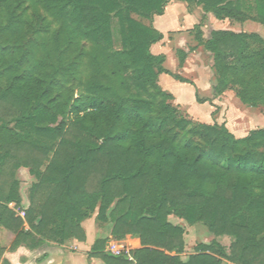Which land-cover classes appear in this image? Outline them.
Returning <instances> with one entry per match:
<instances>
[{"label":"trees","instance_id":"obj_1","mask_svg":"<svg viewBox=\"0 0 264 264\" xmlns=\"http://www.w3.org/2000/svg\"><path fill=\"white\" fill-rule=\"evenodd\" d=\"M28 1L61 24L56 39L67 53L79 48L66 67L49 63L45 51L37 57L35 41L18 44L27 29L23 1L0 0V19L8 16L0 29V226L14 232L12 247L82 242L81 223L96 212L98 223L112 225V240L140 244L116 257L96 240L88 255L103 264H264V129L237 139L225 125L195 124L171 104L158 77L189 82L150 51L163 39L153 18L170 0ZM177 1L200 6L202 20L211 14L264 28V0ZM113 17L120 50L112 47ZM201 28L193 27V38L212 58L214 94L230 90L243 105L264 109V39L216 30L203 40ZM176 55L182 64L185 54ZM82 58L92 74L71 98L65 86ZM20 167L36 179L25 211L14 179ZM170 216L231 238L229 252L212 241L182 262L184 230Z\"/></svg>","mask_w":264,"mask_h":264},{"label":"crops","instance_id":"obj_2","mask_svg":"<svg viewBox=\"0 0 264 264\" xmlns=\"http://www.w3.org/2000/svg\"><path fill=\"white\" fill-rule=\"evenodd\" d=\"M180 10L182 19L177 20V11ZM170 13H173L172 20L167 19ZM203 15L200 6H188L184 2L170 0L165 6L164 13L161 16H154L152 25L163 35V39L151 46V53L163 55L165 57L164 68L170 74L177 75L189 82L181 83L170 75L161 74L158 77V85L172 96L171 104L182 114L192 119L193 122L205 125L223 124L235 138H244L250 131L264 129V126H260L257 121H253L251 118L248 120L247 116L242 114L240 110L249 107L243 105L235 97L233 91L228 90L218 96L214 94L215 75L212 69V58L192 37V29L202 21ZM206 16L210 25H213L212 22L216 19L211 14ZM216 30L211 26L210 31L206 33V28H201L203 40H206L209 34ZM220 30L239 33L225 28ZM191 38L195 42L192 48L188 46ZM177 51H182L185 54L182 64L177 58ZM236 104L240 105L236 106ZM243 112L245 113V111ZM237 113L242 120L239 121L238 125H234L233 120ZM14 179L18 183L20 206L25 211L29 207L30 188L36 179L24 167H20L15 172ZM9 207L12 208V206ZM107 224L110 223H96L93 219L87 218L81 223L85 233L84 241L72 239L63 244L44 241L35 248H30L24 243L13 248L12 245L16 238L14 232L0 226V264H103L100 259L89 257L88 254L99 232L102 231V227ZM21 230L28 232V224L24 222ZM108 238L110 239L111 236L108 235ZM119 243L125 246L130 245V250L140 247L138 238L129 236Z\"/></svg>","mask_w":264,"mask_h":264},{"label":"rangeland","instance_id":"obj_3","mask_svg":"<svg viewBox=\"0 0 264 264\" xmlns=\"http://www.w3.org/2000/svg\"><path fill=\"white\" fill-rule=\"evenodd\" d=\"M20 1H23L22 8L25 9V12L24 15L22 14V16H24L26 23L25 27L27 29L24 31L23 33L24 36L20 38V43L18 42V44L21 46V45H25L26 41L29 40L31 42L35 41L37 43V50H36L38 54L37 57H39L41 51H45V53L47 52V54H45V57L47 58V61H49V63H51L52 65L53 64L56 66L61 65L62 67H66L67 65L69 66L70 60H72V58L76 56L79 47H77V50H72V51L70 50L71 52L68 51L67 53L65 45L61 43L62 40L56 39V31L61 24L59 22L54 21V18L51 17V15L47 12V10L44 9L41 3L34 2L32 4L28 0H16L17 3ZM190 6H193V4ZM177 12H178L177 20H181L182 19L181 10ZM16 13L18 15L21 14V10H16ZM4 16L5 14L3 13L0 19V29L1 27L5 26L8 19V16L7 17ZM167 19L172 20L173 13H170L167 16ZM200 23H202V28H206V33H208L210 31V27L213 26V28L217 30L218 29L220 30L221 28H225L236 32L256 33L261 38L264 39V28L256 22L245 21L243 23H238L229 20L227 21L222 20V22L218 20H213L212 22L213 25H210L208 18L206 16L205 19L202 20ZM111 31L113 35L112 47L115 50H120L121 43L119 36V25L116 17H113L111 19ZM194 32L195 31L193 30L192 37L194 35L193 34ZM2 39L3 38H1V33H0V40ZM6 44H9L10 46V43H6ZM194 44L195 42L191 38L190 44L188 46L192 48ZM88 49L89 47L87 46L86 50ZM80 64L81 65L79 66L78 72L77 73L72 72V76L68 77L65 86L66 89L70 91L71 95L69 96H72L71 98L77 97L81 93L82 85H84L88 81V79L91 77L92 74V70L88 58H82ZM236 101L238 103V100ZM237 105L240 104H236V106ZM240 111H242V114L247 116L248 120L251 118L253 121H257L260 126H264V109L261 105H259L256 108H245V110H240ZM243 111H245V113ZM241 120L242 119L239 117V114L237 113V116L233 120L234 121L233 124L238 125L239 121ZM193 123L197 124V122H193ZM96 215L97 213L95 212L88 219H93L97 223ZM169 221L172 222L174 225L181 227L184 230V234H183L184 248L182 253L179 254V258L183 262L187 260V257L189 255L194 254L195 247L201 243L209 244L212 241H217L219 245L226 248L227 253L229 252V247L232 243V239L227 236H221V237L214 236L203 223H196L194 225H189L186 222L178 220L173 217H170ZM102 228L103 229L102 231L99 232L96 240H106L105 249H104L105 253L117 257L120 256L122 253L124 254L126 253L123 251H130V247H131L130 245L125 246L124 244L119 243L121 240H124L126 237L121 240H112L111 238L110 239L108 238V235H110L111 232L112 225L107 224L104 225V227ZM133 238H137V237H133ZM116 251H118L120 255L113 254ZM222 264H230V262L223 260Z\"/></svg>","mask_w":264,"mask_h":264},{"label":"built area","instance_id":"obj_4","mask_svg":"<svg viewBox=\"0 0 264 264\" xmlns=\"http://www.w3.org/2000/svg\"><path fill=\"white\" fill-rule=\"evenodd\" d=\"M21 216H22V215H21ZM113 254H115V255H118V254H119V255H120V253H119L118 251H116V252H115V253H113Z\"/></svg>","mask_w":264,"mask_h":264}]
</instances>
